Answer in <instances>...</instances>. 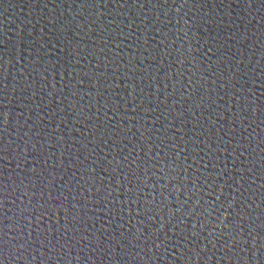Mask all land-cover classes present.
Segmentation results:
<instances>
[{"label":"water","instance_id":"water-1","mask_svg":"<svg viewBox=\"0 0 264 264\" xmlns=\"http://www.w3.org/2000/svg\"><path fill=\"white\" fill-rule=\"evenodd\" d=\"M0 264H264V0H0Z\"/></svg>","mask_w":264,"mask_h":264}]
</instances>
